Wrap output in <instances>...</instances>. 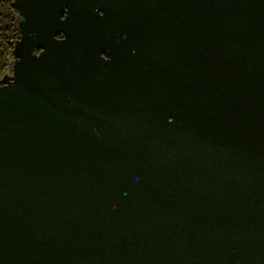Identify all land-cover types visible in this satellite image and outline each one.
<instances>
[{"label":"water","instance_id":"1","mask_svg":"<svg viewBox=\"0 0 264 264\" xmlns=\"http://www.w3.org/2000/svg\"><path fill=\"white\" fill-rule=\"evenodd\" d=\"M12 6L0 264H264V0Z\"/></svg>","mask_w":264,"mask_h":264},{"label":"trees","instance_id":"2","mask_svg":"<svg viewBox=\"0 0 264 264\" xmlns=\"http://www.w3.org/2000/svg\"><path fill=\"white\" fill-rule=\"evenodd\" d=\"M12 3L13 0H0V80L12 73L15 60L14 46L19 40L18 13Z\"/></svg>","mask_w":264,"mask_h":264},{"label":"flooded vegetation","instance_id":"3","mask_svg":"<svg viewBox=\"0 0 264 264\" xmlns=\"http://www.w3.org/2000/svg\"><path fill=\"white\" fill-rule=\"evenodd\" d=\"M59 39L63 38L62 36L61 37H58Z\"/></svg>","mask_w":264,"mask_h":264}]
</instances>
